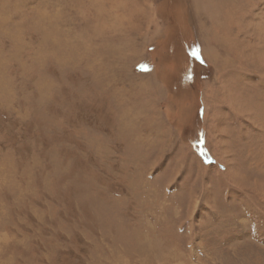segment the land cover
<instances>
[{"label":"rangeland","instance_id":"rangeland-1","mask_svg":"<svg viewBox=\"0 0 264 264\" xmlns=\"http://www.w3.org/2000/svg\"><path fill=\"white\" fill-rule=\"evenodd\" d=\"M0 264H264V0H0Z\"/></svg>","mask_w":264,"mask_h":264}]
</instances>
